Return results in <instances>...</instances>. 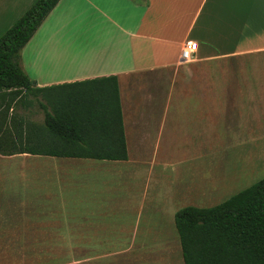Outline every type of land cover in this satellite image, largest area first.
Segmentation results:
<instances>
[{
  "label": "rangeland",
  "instance_id": "rangeland-1",
  "mask_svg": "<svg viewBox=\"0 0 264 264\" xmlns=\"http://www.w3.org/2000/svg\"><path fill=\"white\" fill-rule=\"evenodd\" d=\"M213 55L178 65L155 82L153 98L143 103L153 109L156 96L177 94L179 99L168 104L194 112L180 116V121L190 122L189 117L195 119V112L202 111L204 119L189 128L207 126L209 117L208 134L195 135L187 150L178 148L177 135L165 134L163 154L157 158L154 149L130 148V171L98 173V201L79 204L92 214L82 208L81 215L77 204L67 201L78 178L75 171L58 172L52 168L56 161L45 157L0 155V264H99L104 258L109 264H183L175 213L200 202V207H214L264 178V51ZM158 112L149 118L152 134L160 125ZM3 116L9 124L1 143L26 135L29 124L43 123V113L31 97ZM29 141L33 151L48 150ZM167 161L176 165L162 179L160 169ZM77 215L107 230L100 236L114 244L60 243L61 237L90 235L78 228Z\"/></svg>",
  "mask_w": 264,
  "mask_h": 264
},
{
  "label": "crops",
  "instance_id": "crops-1",
  "mask_svg": "<svg viewBox=\"0 0 264 264\" xmlns=\"http://www.w3.org/2000/svg\"><path fill=\"white\" fill-rule=\"evenodd\" d=\"M36 1L0 0V36ZM189 41L198 44L193 62L228 51L236 55L264 51V0H60L21 50L20 67L40 89L108 77L117 79L127 161L40 156L56 161L52 168L58 172L73 170L78 174L67 201L77 204L81 215L83 209L94 213L79 204L86 203L87 199L98 201L101 194L98 173L130 171V148L154 149L157 158L163 154L161 144L168 136L165 134L177 135L178 148L186 150L192 147L195 135L208 134L212 123L209 117L207 126L198 123L192 128L196 131L189 128L190 124L204 119L202 111L195 112L196 120L189 117L190 122L180 121V116L194 112L168 104L179 99L177 94L156 96L153 109L144 105L153 98L155 82L171 75L180 65V52ZM158 110L160 125L152 134L149 118H154ZM141 162L144 161H136ZM163 165L162 179L176 164L167 161ZM151 184L149 181L148 187ZM63 193L60 199L66 204ZM200 206L195 207L203 208ZM74 219L81 223L78 228L82 232L89 230L90 235L61 237L60 243L114 244L100 236L107 230H101L98 224H87V219L78 215ZM109 262L104 258L99 264Z\"/></svg>",
  "mask_w": 264,
  "mask_h": 264
},
{
  "label": "trees",
  "instance_id": "trees-1",
  "mask_svg": "<svg viewBox=\"0 0 264 264\" xmlns=\"http://www.w3.org/2000/svg\"><path fill=\"white\" fill-rule=\"evenodd\" d=\"M59 1L37 0L0 36V155L125 162L116 77L40 89L20 67L21 50ZM26 97L43 113V123L1 143L9 124L3 113ZM29 138L48 150H31ZM174 226L183 264H264V178L214 207L179 210Z\"/></svg>",
  "mask_w": 264,
  "mask_h": 264
},
{
  "label": "built area",
  "instance_id": "built-area-1",
  "mask_svg": "<svg viewBox=\"0 0 264 264\" xmlns=\"http://www.w3.org/2000/svg\"><path fill=\"white\" fill-rule=\"evenodd\" d=\"M198 51V44L193 41H189L185 44L183 49L180 52L179 63L180 64H189L191 63Z\"/></svg>",
  "mask_w": 264,
  "mask_h": 264
}]
</instances>
